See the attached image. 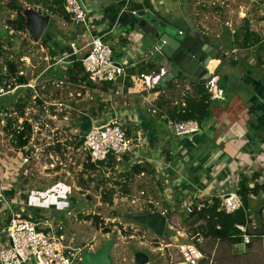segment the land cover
<instances>
[{
    "label": "rangeland",
    "instance_id": "obj_1",
    "mask_svg": "<svg viewBox=\"0 0 264 264\" xmlns=\"http://www.w3.org/2000/svg\"><path fill=\"white\" fill-rule=\"evenodd\" d=\"M11 1L0 0V33L2 34L0 42L3 44V53H0V77L7 75V69L5 66L1 67V63L12 60L17 65L18 75L24 77L25 84H12L14 82L8 79V75L4 76L0 83V89H2L0 93V152L9 154V157L15 156L18 152L13 143L7 141L9 137L3 130L6 121L4 114L11 113L12 117L20 115L15 105L17 102L23 103L26 100L21 117L30 120L35 140L30 145L32 158L20 172L15 171L20 175L12 183L13 187L27 193L32 190L40 193L50 190L57 192L59 188L64 187L62 196H65V198H59L63 200L59 209L56 207L53 209L54 214L58 213L55 216L56 219L41 216L32 218L33 221H49L53 228L61 223L64 243L78 251V258L83 253L97 252L107 242L111 243L112 257L115 258L118 250H122L121 245L130 247L140 240L148 243L147 248L164 247L163 250H159L160 252L148 251L153 257L164 253L163 258L169 260V263L181 262L182 257L178 246L195 241L194 232L198 230L195 228L197 224L188 220L185 209L177 210L174 199H172L174 202L169 204V186L165 183V180H168L165 166L161 165L163 178L162 176L160 178L161 172L157 173L159 179L154 166V174L146 173L145 176L138 177L130 174L129 171L125 172L124 167L120 165L122 161L119 163L115 161L116 165L110 169L103 167L91 169L85 166L89 161L87 153L82 145L77 146L81 141L80 124L84 122L83 117L101 123L111 121L105 119L109 116L115 117L122 108L131 107V104L125 106L123 103L127 97L119 96L116 89H111L113 92L106 95L103 87L98 83L89 84L86 79H82V72H78L77 68L73 70L72 63L60 58L59 47L54 46L53 38L48 42L42 41V38L34 41L26 28L23 32L10 29L6 22L16 17V13L9 8ZM16 1L22 7V13L33 10L42 16H49V25L42 36H45L47 31L56 30L55 33H61V36L66 38L62 32L64 26L61 19L51 15L45 9V4L51 0ZM189 19L201 30H204V27L211 31L216 29L217 31L212 32L213 38L226 34L225 30L231 37L244 25V19H248L250 31L264 37V0H206V4H202V0H190ZM5 30H8L7 34ZM257 34L258 37L259 34ZM55 42L58 40L55 39ZM8 43H11V46ZM154 55L158 61L162 58L158 53ZM258 55L264 62V51L260 50V53L258 51ZM69 71H73L71 76L68 75ZM73 78L77 79L73 80ZM145 87L147 86L141 87L140 92L157 90ZM192 93H194L193 86L190 90H185L184 87L176 88L173 97L176 100H183ZM161 97H165L164 94L157 99L160 100ZM158 100L155 105H152L158 110L155 114L157 119L169 107V105L165 106V102L161 104ZM128 101L131 100L128 99ZM167 101L169 102V98ZM180 103L182 105L183 101ZM177 104L179 103H175ZM118 123L123 129L127 124L125 129H129V122L121 124L122 122L118 120ZM127 133L129 134L128 131ZM128 134L127 136L134 137L133 132ZM141 138H145L147 142L146 135L142 134ZM122 157L125 158L126 163L131 160L129 155ZM22 158L23 156L18 157L16 164H19ZM125 186L129 190L128 195L123 193ZM109 196L110 203L107 200ZM258 202L249 199L252 212L251 223L248 225L249 231L259 225V219L255 213ZM151 211L163 212L167 226L176 225L180 231L185 230L186 235L180 231L177 234L175 230L170 231L165 228L163 234L159 236L134 218ZM14 212H18V208H14ZM86 216L97 217L98 223H93L91 219L80 218ZM105 229L109 231L106 234L103 233ZM71 236L74 240L70 243ZM200 241L201 247H204L207 252H212L215 248L214 264H264V238L253 237L247 246L203 237Z\"/></svg>",
    "mask_w": 264,
    "mask_h": 264
},
{
    "label": "crops",
    "instance_id": "obj_2",
    "mask_svg": "<svg viewBox=\"0 0 264 264\" xmlns=\"http://www.w3.org/2000/svg\"><path fill=\"white\" fill-rule=\"evenodd\" d=\"M142 1L81 0L86 10L85 26L88 27V33L91 36L102 37L103 41L111 46L115 61L134 65L127 70V78L132 79L129 80L130 86L127 91L124 90L119 95L127 97L123 103L125 106L131 104V107L122 108L115 117L109 116L105 120L115 118L122 122L121 124H126L127 121L129 129H125L126 124L124 128L126 134L128 131L129 134L133 132L134 136L144 134L148 138V148L145 150L139 148L136 152L140 158L143 157V162L139 165L148 170L137 176H145L146 173L154 174L155 167L156 176L159 179L157 173L162 171L161 165L165 166L168 178L165 183L169 186V200L166 199L169 204H172L174 199L177 210H183L182 203L188 199L194 203L210 202L212 197L235 192L243 175L249 180L253 178V182L264 186V159L259 157L264 153V62L258 55V51L259 53L260 50L264 51V37L256 33L259 41H246L247 43L243 45L242 35L233 39L234 35L230 37V33L228 34L225 30L226 34L213 38L212 32L217 31L216 29L211 31L204 27V30H201L189 19L190 0H147L157 15L147 9L142 11H145L151 19L156 18L158 22L175 29V35L179 33L189 35L191 32L201 34L207 44L218 51L217 59H212L217 63L216 68L212 70L214 71L212 75L216 77L220 97H211L210 116L199 125L200 132L174 137L164 132L163 120L160 116L157 119L158 117L156 118V115L150 112V108L155 105L161 94L165 97H161L158 101L161 104L165 102V106L169 105L165 110L176 106L175 103L183 100H176L173 97L175 89L184 87L185 90H190L191 86L203 79L180 71L179 67L168 62L163 56L161 59L158 58L159 61L156 60L155 55L148 56L154 45L147 34L137 26L139 21L137 13L132 14L133 11L130 9L132 3ZM61 21L64 26L62 32L66 38L53 30L51 31L54 33L52 43L59 47L60 58L70 61L75 56L69 44L76 39L77 34H84L87 31L84 32L82 23L66 22L63 19ZM55 39L58 42H55ZM148 65L153 66L155 70L159 69L158 72L154 71L155 73L163 69L165 75H161L162 79L157 90L149 93L140 92L143 86L138 77L145 74L144 71ZM103 89L106 95L108 93L110 95L109 88ZM3 130L7 133V128L3 127ZM7 141H11L13 145L16 142L14 138ZM260 152L262 153L259 154ZM9 158V154L0 152V188L4 197V200L0 201V228L12 214H20L26 218L44 216L56 219L55 216L58 213L54 214L53 209L54 207L59 209V206L63 204V200L59 198H65L62 196L64 187L59 188L58 198L52 205L41 204L38 201L39 198L35 196V193L39 191L32 190L27 193L13 187L12 183L20 173L4 171V165ZM161 176L163 178V172L160 173V178ZM250 199L264 200V192ZM14 208H18V212H14ZM45 222L52 224L49 221L42 223ZM72 240L74 237H69L70 243ZM197 244L196 250L202 255L199 260L209 258V264L214 262L215 248L212 252H207L204 247H201V241ZM121 246L122 250H118L116 257L113 258V248L110 245L108 249L110 264H136L134 255L137 252L147 256L148 262L145 264H187L184 261L169 263V260L163 258L164 253L153 257L149 252H160L159 250H163L164 247L147 248L148 243L144 241L134 242L131 246L129 245L130 247Z\"/></svg>",
    "mask_w": 264,
    "mask_h": 264
},
{
    "label": "built area",
    "instance_id": "obj_3",
    "mask_svg": "<svg viewBox=\"0 0 264 264\" xmlns=\"http://www.w3.org/2000/svg\"><path fill=\"white\" fill-rule=\"evenodd\" d=\"M202 4H206V0H202ZM64 9L69 14L72 22L82 23L84 32L87 31L84 34H77L76 39L69 44L75 57L68 63L80 62L84 73L92 83L108 86L111 92H113L111 89H116L118 92L120 91L119 94L123 93L128 76L127 70L134 67V65L115 61L111 46L105 43L102 37L91 36L88 33V27L85 26L86 10L81 0H64ZM136 13V11L132 12L134 15ZM157 51L158 48L154 46L148 56H153ZM161 75H165L163 69L159 73L152 71L141 74L138 79L142 82V86L146 85L147 89L153 90L159 88ZM129 80L132 79L129 78ZM204 87L211 97H220L214 75L204 80ZM1 92L2 89H0ZM182 106H184L183 103ZM150 112L157 114L158 110L152 107ZM21 116L17 114L12 117L11 113L4 114L6 119L4 128H7L6 136L9 139L13 138L14 132L18 134L24 130L23 123L29 124L31 129V138L28 144L22 148H17L16 155L7 160L4 165L5 172L15 173L16 170L20 172L21 168L32 158L30 145L35 140L34 129H32L30 120L23 119ZM160 118L163 120L164 132L174 137L189 136L201 131L199 124L193 120L174 121L169 119L165 113L160 114ZM91 122L90 131L87 133L82 132L81 135L83 150L87 153L91 163H105L109 155L113 159L115 157L114 161L117 163L124 160L123 155H129L131 158L130 161H127L129 167L143 162V157L140 158L139 154H136L139 151L137 149L142 148L145 150L148 148V142H145V138H141V134L134 137L127 136L125 129L122 128L117 119L105 123L94 120H91ZM144 143L145 145H143ZM27 151H29V155L26 154ZM20 156H23V158L19 164H16V160ZM259 157L264 159V153ZM35 196L45 206L52 205L58 198L57 193L51 190L42 193L36 192ZM218 199L220 209L226 213H232L241 207V200L236 192L219 195ZM2 200H4V197L0 188V201ZM182 206L189 214L195 207L200 208L202 204L194 203L191 199H188L182 203ZM161 214L164 215L163 212ZM236 227L242 233V243L239 245L249 244L252 238L247 234L248 226L237 225ZM165 228L170 231L175 230L177 234L180 231V228L172 224L167 226L166 223ZM61 231H63L61 223L53 228L52 225L46 222H37L33 221L31 217L26 218L20 216V214H12L0 228V264H79L78 251L64 243L63 236L60 234ZM180 232L186 235L185 230L182 229ZM200 240L201 238H197V241H192L190 244L178 246L182 261L187 264H198V260L202 255L196 250L195 242L198 243Z\"/></svg>",
    "mask_w": 264,
    "mask_h": 264
},
{
    "label": "trees",
    "instance_id": "obj_4",
    "mask_svg": "<svg viewBox=\"0 0 264 264\" xmlns=\"http://www.w3.org/2000/svg\"><path fill=\"white\" fill-rule=\"evenodd\" d=\"M40 3V2H36ZM9 8L16 13L15 19L8 20L6 22L7 26L10 27V29H13L15 32H23L25 30V17L22 15V7L17 3L16 0H12L11 4L9 5ZM45 9L51 14L58 16L59 18L63 19L66 22H70V16L68 13H66L64 9V0H51L48 4H45ZM130 9L132 11H142L144 9H147L151 12H153L155 15L157 13L153 11L150 3H148L147 0H143L140 3H132ZM6 34L8 33V30H5ZM238 35H242L244 43H247L246 41H259V39L256 37V34L249 30V23L248 20H244V25L242 28L237 31L234 36L235 38ZM2 34L0 33V37ZM42 41L48 42V39L46 36L41 37ZM9 46H11V43H8ZM0 53H3V44L0 42ZM7 69V75L8 79H12L14 83L17 85H23L25 84V79L22 75H18V68L17 65L12 60H5V62L1 63V67H4ZM71 68H77L78 72H82L83 77L82 79H86V81L91 83V81L88 79V76L84 73L82 66L80 62L73 61ZM179 69V68H178ZM159 69L155 70L153 69V66L148 65L146 67L145 73H150L157 71ZM181 71V70H180ZM71 73L73 71H69L68 75L71 76ZM130 74V73H129ZM4 75V76H7ZM4 76L0 77V83ZM77 78H73L75 80ZM5 86V85H4ZM130 86L129 78H127L125 82V91ZM103 88H108L103 86ZM194 94L192 96L187 95L183 98L184 106L179 103L178 105L168 108L165 110V115L174 121H188L193 120L196 121L199 125H201L207 118L210 116V105H211V95L207 92V90L204 87V80H201L197 82L194 86ZM26 100L23 101V103H16L15 108L16 110H19V114H23V109L25 107ZM1 111V107H0ZM88 120L87 117H83L82 121ZM24 130L17 133H13V138L16 141L15 147L16 148H22L28 144V141L30 139L31 135V129L30 125L27 123H23ZM82 145V140L78 143V147ZM58 146V145H57ZM116 165V162L114 161L113 157L111 155L108 156L107 161L105 163H98L94 164L88 161L86 167H89L91 169H95L97 167H103L106 169L113 168ZM147 169L144 168L141 165H132L129 167V172L132 175L140 174L143 171H146ZM252 179H248L244 175L240 177V180L238 182V186L236 189V194L240 197L241 200V207L232 212V213H226L219 207V199L218 197H212L210 202L203 201L201 202L202 206L200 208H194L191 213L187 215L188 220H192L193 224H197L195 227L196 230L194 233L196 234V241L197 238H205V239H214L219 242H226L233 245H239L242 243V233L239 229H237V225H243L248 226L251 223V209L249 206V199L251 197L256 198L260 193L264 192V186L253 182ZM123 193L128 194V190L125 187H123ZM108 202H111L110 196L107 198ZM263 208H264V200H261L258 202V207L255 210V213L259 219V225L255 227L252 231H249L247 229V234L253 237H260L264 238V214H263ZM85 218L84 220L91 219L93 223H98V218L95 216H86V217H80ZM109 231L107 229L104 230L103 233H108ZM196 246H198L197 243H195ZM247 246V245H246ZM198 264H209V258H203L199 260ZM210 264H214V262H211Z\"/></svg>",
    "mask_w": 264,
    "mask_h": 264
},
{
    "label": "water",
    "instance_id": "obj_5",
    "mask_svg": "<svg viewBox=\"0 0 264 264\" xmlns=\"http://www.w3.org/2000/svg\"><path fill=\"white\" fill-rule=\"evenodd\" d=\"M22 15L25 17L26 30L31 33L34 41H38L45 32L49 16H42L33 10L22 13ZM137 16L139 19L137 26L147 34L153 45L158 48L156 53L189 75L199 76L203 80H207L214 74V71H210L209 64L212 59H217L218 51L209 46L201 34L191 32L189 35L180 33L175 35V29L158 22L156 18L151 19L145 14V11L137 12ZM45 36L50 40L54 34L47 31ZM91 124V119L82 122L80 131L89 132ZM26 154L29 155V151ZM120 165L124 166L125 172L129 170L126 162L122 161ZM134 218L150 228L156 235L161 236L165 230L166 217L159 212H149ZM110 245V242L105 243L96 254L83 253L79 264H110L108 258ZM134 260L136 264L148 262L147 256L141 252L134 255Z\"/></svg>",
    "mask_w": 264,
    "mask_h": 264
},
{
    "label": "bare ground",
    "instance_id": "obj_6",
    "mask_svg": "<svg viewBox=\"0 0 264 264\" xmlns=\"http://www.w3.org/2000/svg\"><path fill=\"white\" fill-rule=\"evenodd\" d=\"M216 64H217V63H216L215 61L212 60V61L210 62V64H209V69H210L211 71L214 70V68H216V67H215Z\"/></svg>",
    "mask_w": 264,
    "mask_h": 264
}]
</instances>
